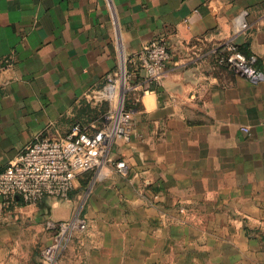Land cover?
<instances>
[{
	"label": "crops",
	"instance_id": "1",
	"mask_svg": "<svg viewBox=\"0 0 264 264\" xmlns=\"http://www.w3.org/2000/svg\"><path fill=\"white\" fill-rule=\"evenodd\" d=\"M156 38L162 84L136 80L132 137L101 177L78 174L64 200L0 196V264H40L48 222L75 218L87 229L61 264H264V80L211 55L233 41L264 76V0H0V171L76 123L101 130L106 106L85 94Z\"/></svg>",
	"mask_w": 264,
	"mask_h": 264
},
{
	"label": "built area",
	"instance_id": "2",
	"mask_svg": "<svg viewBox=\"0 0 264 264\" xmlns=\"http://www.w3.org/2000/svg\"><path fill=\"white\" fill-rule=\"evenodd\" d=\"M234 33L246 31L241 18L236 19ZM211 55L219 66L252 83L264 80L253 58L246 57L239 46L227 41L212 49ZM171 59L166 41L156 38L146 42L129 60H122L118 69L108 74L101 88L85 94L90 102L106 106L105 125L89 135L78 123L60 140L41 138L29 144L18 159L0 171L2 206L8 208L15 198L25 204H37L45 198L64 200L74 188L78 174L95 172L96 177L109 164V151L116 140L128 142L132 137L129 107L131 94L139 88L136 80L144 75L148 83L160 86ZM114 170L127 172L124 161H117ZM54 231L53 242L41 251L40 264H61V256L74 235L87 229L85 221L48 222Z\"/></svg>",
	"mask_w": 264,
	"mask_h": 264
},
{
	"label": "trees",
	"instance_id": "3",
	"mask_svg": "<svg viewBox=\"0 0 264 264\" xmlns=\"http://www.w3.org/2000/svg\"><path fill=\"white\" fill-rule=\"evenodd\" d=\"M241 50V49H240ZM241 52L247 57V55L241 50Z\"/></svg>",
	"mask_w": 264,
	"mask_h": 264
}]
</instances>
